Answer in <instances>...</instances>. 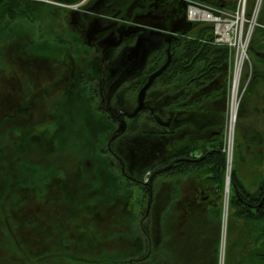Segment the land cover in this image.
<instances>
[{"label":"rangeland","instance_id":"374dc122","mask_svg":"<svg viewBox=\"0 0 264 264\" xmlns=\"http://www.w3.org/2000/svg\"><path fill=\"white\" fill-rule=\"evenodd\" d=\"M205 1L188 5L219 15L200 23L211 25L209 42L227 47L229 55L226 76L209 82L215 91L205 98L223 104L215 110L223 120L214 135L207 123L193 132L188 121H176L199 111L175 107L171 88L191 77L161 81L155 75L166 60L163 47L146 55L140 72H131L129 59L117 71L129 45L111 49L102 62L70 23V13L79 10L39 1L26 9L20 2L13 19L0 16V264H219L227 228L230 264H264L258 256L264 220L248 219L231 204L233 181L257 197L264 188V0ZM32 43L62 45L81 60L79 83L54 84L46 71L37 82L26 64H15L10 47ZM243 47L240 99L229 132L231 79ZM176 50L171 47L169 56ZM186 135L207 148L219 145L223 167L216 157L205 166L172 168L173 160L159 166L181 145L192 146L183 142ZM180 158L195 157L192 151ZM147 234L152 260L145 255Z\"/></svg>","mask_w":264,"mask_h":264},{"label":"flooded vegetation","instance_id":"af4514ba","mask_svg":"<svg viewBox=\"0 0 264 264\" xmlns=\"http://www.w3.org/2000/svg\"><path fill=\"white\" fill-rule=\"evenodd\" d=\"M185 2L186 0H89L82 10L70 13V23L89 48L103 56L102 62L111 49L129 45L126 54L116 61L120 65L117 66V71L121 70L123 61L129 59L126 65L131 64V72H135L134 70H141L145 56L150 51L163 47L166 53L167 28L184 27ZM25 55L30 56L28 62L24 61ZM18 56L21 59L20 65L26 64L28 66L26 71H30L37 82L40 79L38 74L46 71L49 81L54 80V84L63 83L72 87L79 83V76L85 71L80 65L81 60L72 56L67 49L62 56L58 55V58L52 59L25 51L18 52ZM134 56L137 58L133 59ZM126 65L123 70L130 67ZM21 67L25 70L23 66ZM98 69L103 67L99 66ZM122 125L123 122L120 127ZM147 240L148 248L145 255L147 259L152 260L149 234Z\"/></svg>","mask_w":264,"mask_h":264},{"label":"trees","instance_id":"16d2710c","mask_svg":"<svg viewBox=\"0 0 264 264\" xmlns=\"http://www.w3.org/2000/svg\"><path fill=\"white\" fill-rule=\"evenodd\" d=\"M202 3H209L205 0H197ZM20 2L23 3L24 7L27 8H34L35 5L39 2L30 1V0H0V16H7L10 19H13L18 14V10L20 7ZM206 4V3H205ZM218 4H223V0H218ZM204 6V5H203ZM186 12V10H185ZM184 29L181 30L182 36L173 37L175 41L172 42V47L177 49L178 53L174 54L173 60L169 63V65L158 75L160 76L161 81H170L175 75L177 74H187L189 77V83H187L183 88L185 91L181 94L183 96L192 97L193 96V85L192 81L195 82L196 89L201 84L205 83V80H208L212 83V81L219 75L225 77L226 76V68L228 62V49L225 46L212 44L209 41L211 40L212 33H211V25H202L200 22H189L186 20V16H184ZM171 27L167 28L169 30L168 37L170 38V29ZM174 29V28H173ZM264 33V30H262ZM190 35V36H188ZM264 36V34H263ZM33 45H19L13 44L10 48L15 51L16 55L12 58L15 61V64L20 65V57L18 56V52L25 51L29 52L30 54L38 55L45 57L46 59L52 57L58 58V55L63 54L65 52V47L62 45L50 46L46 43L44 44H35ZM19 45V46H17ZM25 55L24 61L28 62L30 59ZM12 60V63L14 62ZM202 62V68L196 69L197 63ZM200 67V66H199ZM197 70V71H196ZM193 73L195 76L193 77ZM254 71H251V76L249 83L252 85L254 82ZM224 81V86L226 85V81ZM252 81V82H251ZM248 83V84H249ZM186 97V98H187ZM248 100V95L243 98L242 107L240 112L246 107V103ZM180 106H188L187 104H180ZM189 107V106H188ZM194 150V147H190L188 145L180 146L175 149L166 159L161 160L158 165L160 164H167L170 160H173L172 168H175L177 164H195V163H202L204 165L209 164V161L212 157H216L218 160V168H222L224 164V158L222 157L221 147L215 146L207 152H204V155L198 159L193 158H180L178 161L175 158L178 155H189ZM216 155V156H213ZM183 157V156H182ZM190 159V160H189ZM166 171V168H161L159 173H163ZM175 173V171H173ZM210 178H214L210 177ZM233 196L231 198L232 203L235 204L238 213L240 215L245 216L248 219H263L264 220V188L262 187V191L259 193L258 197L255 196L256 193L250 194L248 193L238 182L233 181ZM229 236V229L227 228V242H226V253H225V263L230 264V260L233 258L231 240L228 238ZM260 259L264 260V253L258 255ZM145 257H141L138 260H142ZM101 261H105L102 259Z\"/></svg>","mask_w":264,"mask_h":264},{"label":"crops","instance_id":"0c3cea01","mask_svg":"<svg viewBox=\"0 0 264 264\" xmlns=\"http://www.w3.org/2000/svg\"><path fill=\"white\" fill-rule=\"evenodd\" d=\"M183 27V26H182ZM184 28H175V29H171L172 31H170V38L168 37V34L169 33V30L168 32L166 33V36H167V40H166V43H165V47H166V53H165V63L162 64V67L156 72L157 74L161 73L168 65L169 63L173 60L174 58V55L173 56H169V54L171 53V51H169V49L172 47V42L175 41L173 39V37H179V36H182V34L180 33L181 30H183ZM181 34V35H179ZM264 41V40H263ZM178 53V51L176 50L175 52V56L176 54ZM172 55V54H170ZM260 55V54H258ZM137 57H133V59H136ZM146 56H145V62L142 66V68L145 66L146 64ZM264 62V61H263ZM135 67L137 66L136 64L134 65ZM200 68H202V66L199 67V70ZM136 71V70H134ZM140 72V70H139ZM155 73V74H156ZM258 76H260V73L257 72ZM262 80H264V73L262 74V76L260 77ZM210 81H207V85H204V84H201L198 89L194 88L193 87V96L190 98V97H187V100L185 102H183L182 104H187L188 106H191L192 110L194 111H199L198 115L196 114L194 117H192L190 114L186 113V117L188 118H184L183 113H182V117H179V118H176V121H178V119L180 121H188L190 123V125H192V131L194 132V128H197V126H201V123L204 122V123H207L208 124V127H211L213 128V130L211 131L212 132V135H214L213 133L214 132H220L219 128L217 130H215L220 124L219 120H223V112L221 111L220 113H218L216 108H218L219 110L221 109V105L222 102L219 101L217 104H212L211 101L209 100H205V98H208L209 96H211V93L215 91V86L212 84L210 85L209 84ZM192 85H193V81H192ZM171 90H173V92L175 93V107H181L180 104L178 101L182 98L181 96V93L183 91V86H177L175 85L174 88H171ZM180 92V94H178ZM190 99V101L188 100ZM217 105V106H216ZM217 114V115H215ZM206 115H209L206 117ZM198 116V117H196ZM205 117L203 118L202 120H200L201 118L199 117ZM183 142L184 143H189L191 144L192 146H194V150H193V155L196 159L202 157L204 155V152H207L209 151V149H211L210 147L207 148V146L209 145H205V144H200L198 145L197 143L195 142H190L189 141V135H186L185 137H183ZM214 139V138H213ZM182 142V143H183ZM212 144L215 143L214 140L211 141ZM183 143V144H184ZM208 144V142H207ZM205 166V165H204ZM209 176V175H207ZM203 177V176H202ZM206 178V177H205ZM184 180V179H183Z\"/></svg>","mask_w":264,"mask_h":264},{"label":"bare ground","instance_id":"6f19581e","mask_svg":"<svg viewBox=\"0 0 264 264\" xmlns=\"http://www.w3.org/2000/svg\"><path fill=\"white\" fill-rule=\"evenodd\" d=\"M244 56H245V47H243L241 49V53H240L239 57L236 58V61L234 63V67H233V73H232V79H231L232 80L231 95H230L231 103H230V114H229V121H230V131L229 132L232 131L234 121H236L237 107H238L239 99H240L239 98L240 95H238L239 84H240V75H241V72H242V65H243V62L245 60ZM229 145H230V143H229ZM229 161L230 160L228 159L227 160V164L230 163ZM225 189L226 190L224 192H225V195H226V193L228 191V185L227 184H226ZM223 233L224 234H222V236L225 237V239H222V241H221L219 264H224L225 263L227 229H226V232H223Z\"/></svg>","mask_w":264,"mask_h":264},{"label":"built area","instance_id":"2783aa9c","mask_svg":"<svg viewBox=\"0 0 264 264\" xmlns=\"http://www.w3.org/2000/svg\"><path fill=\"white\" fill-rule=\"evenodd\" d=\"M34 1H39V2H43V3L55 5V6L71 8L73 10H82L89 0H34ZM186 2L188 5V2L190 3V0H186ZM237 4L239 5V2ZM81 5L83 8H79L81 7ZM210 11L211 9L209 7L203 6V5L201 6V4L199 3L196 6H193L190 4L186 6V16H187V19H189L190 21L203 22L205 20L203 19V17L213 19L214 15L210 13ZM218 16L219 15H217L216 18H214V20L219 19Z\"/></svg>","mask_w":264,"mask_h":264},{"label":"water","instance_id":"95a60500","mask_svg":"<svg viewBox=\"0 0 264 264\" xmlns=\"http://www.w3.org/2000/svg\"><path fill=\"white\" fill-rule=\"evenodd\" d=\"M155 75H157V73H156ZM155 75H153L152 78L149 79V80L146 82V84H145V85L142 87V89H141L142 91H143L144 89H146V88L151 84V82H152V80H153V78H154ZM263 197H264V195H263ZM148 209H149V208H148V206H147V210H146V211H148Z\"/></svg>","mask_w":264,"mask_h":264}]
</instances>
